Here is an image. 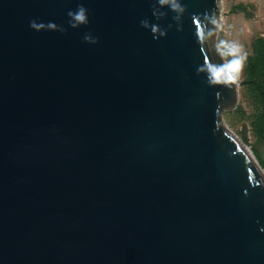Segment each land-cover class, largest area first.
<instances>
[{"label":"water","instance_id":"1","mask_svg":"<svg viewBox=\"0 0 264 264\" xmlns=\"http://www.w3.org/2000/svg\"><path fill=\"white\" fill-rule=\"evenodd\" d=\"M153 2L0 0V264H264V173L220 117L239 83L197 74L221 0Z\"/></svg>","mask_w":264,"mask_h":264},{"label":"rangeland","instance_id":"2","mask_svg":"<svg viewBox=\"0 0 264 264\" xmlns=\"http://www.w3.org/2000/svg\"><path fill=\"white\" fill-rule=\"evenodd\" d=\"M221 10L224 28L215 42L236 41L247 53L239 79L238 101L233 109L220 112L221 123L248 146L264 173V95L254 85L249 67L250 58L259 53L257 48L264 50V0H221Z\"/></svg>","mask_w":264,"mask_h":264},{"label":"clouds","instance_id":"3","mask_svg":"<svg viewBox=\"0 0 264 264\" xmlns=\"http://www.w3.org/2000/svg\"><path fill=\"white\" fill-rule=\"evenodd\" d=\"M165 7L173 13L172 20L177 23L182 20V17L187 12L186 5L179 3L178 0H154L151 12L156 20L168 16V12L163 10ZM67 16L69 18L68 25L73 29L89 24V11L83 4H80L74 11L69 10ZM192 18L196 24V41L201 47H204L211 37L217 35L224 28L222 16L217 18L214 14L206 12L203 14L202 20L196 15H193ZM140 25L142 28L150 30L154 40L166 37L168 31L173 27V24H168L167 28H161L159 25L151 23L148 19L141 20ZM29 26L35 31L49 30L61 33L67 31L62 25H57L53 22L45 24L32 20L29 22ZM177 31H183V27H178ZM83 39L89 44L99 43V38L94 37L90 32L85 33ZM214 50L223 63H216L205 57L203 64L197 67V74L204 73L206 82L210 87L238 84L247 59V53L244 51L243 46L236 41L217 39L214 44Z\"/></svg>","mask_w":264,"mask_h":264},{"label":"trees","instance_id":"4","mask_svg":"<svg viewBox=\"0 0 264 264\" xmlns=\"http://www.w3.org/2000/svg\"><path fill=\"white\" fill-rule=\"evenodd\" d=\"M257 51L259 53L249 60L250 75L255 78L254 85L264 95V50L257 48Z\"/></svg>","mask_w":264,"mask_h":264},{"label":"bare ground","instance_id":"5","mask_svg":"<svg viewBox=\"0 0 264 264\" xmlns=\"http://www.w3.org/2000/svg\"><path fill=\"white\" fill-rule=\"evenodd\" d=\"M239 139V138H238ZM239 141H240V139H239ZM241 142V141H240ZM241 145L243 146V148L245 149V151L251 156V157H253V159H255V157L252 155V153H251V151L249 150V148L248 147H246V146H244L242 143H241ZM257 147V146H256ZM256 160V159H255ZM257 161V160H256Z\"/></svg>","mask_w":264,"mask_h":264}]
</instances>
